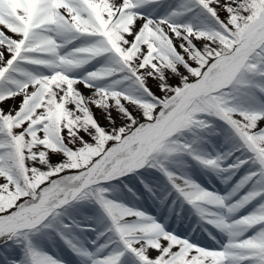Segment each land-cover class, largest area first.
Instances as JSON below:
<instances>
[{
    "label": "snow or ice",
    "instance_id": "snow-or-ice-1",
    "mask_svg": "<svg viewBox=\"0 0 264 264\" xmlns=\"http://www.w3.org/2000/svg\"><path fill=\"white\" fill-rule=\"evenodd\" d=\"M0 264H264V0H0Z\"/></svg>",
    "mask_w": 264,
    "mask_h": 264
},
{
    "label": "rangeland",
    "instance_id": "rangeland-1",
    "mask_svg": "<svg viewBox=\"0 0 264 264\" xmlns=\"http://www.w3.org/2000/svg\"><path fill=\"white\" fill-rule=\"evenodd\" d=\"M153 87H154V85H153ZM154 90H155V89H154ZM101 123H102V124H104V121H103V120H101Z\"/></svg>",
    "mask_w": 264,
    "mask_h": 264
}]
</instances>
